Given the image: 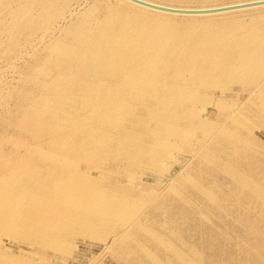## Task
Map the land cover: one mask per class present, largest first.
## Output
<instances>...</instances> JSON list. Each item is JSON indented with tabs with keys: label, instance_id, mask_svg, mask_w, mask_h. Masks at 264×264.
I'll use <instances>...</instances> for the list:
<instances>
[{
	"label": "rangeland",
	"instance_id": "obj_1",
	"mask_svg": "<svg viewBox=\"0 0 264 264\" xmlns=\"http://www.w3.org/2000/svg\"><path fill=\"white\" fill-rule=\"evenodd\" d=\"M119 6L0 0V264H264L262 84L222 52L226 83L195 79L207 25L145 67L159 86L133 82L140 47L117 70L113 52L142 43L138 30L162 34L167 15L127 23ZM251 16L264 8L217 18Z\"/></svg>",
	"mask_w": 264,
	"mask_h": 264
},
{
	"label": "bare ground",
	"instance_id": "obj_2",
	"mask_svg": "<svg viewBox=\"0 0 264 264\" xmlns=\"http://www.w3.org/2000/svg\"><path fill=\"white\" fill-rule=\"evenodd\" d=\"M126 4V6H119L118 9L121 10L120 15L124 17H129V21L127 23H132L135 17H139L144 15V12H153L156 14L167 15L166 19L161 18L157 24L161 26L164 30L162 34L155 35L152 33V30L143 29L138 30V34L141 36V42L137 46L122 49L120 46H117V51L110 53L109 56H116L115 65H117V69L126 61L131 60L129 55V50H135L137 47L139 48L140 58L135 61L136 63L130 65L133 82L144 83L146 80L149 81L151 87L155 89V87L159 86V82H155L156 80L152 79V73L143 74V70L149 64H154L156 66H160L166 60V49L168 45L172 41H180L185 36V34H189L195 28L200 25H207L208 28L214 29L212 31L205 32L201 35V39L197 38L194 41L193 49L194 52L197 53V57L192 65V70L195 74L196 78L202 79V84L205 86L212 85L214 80H220L223 83H226L228 80V66L229 63H222V58L218 57L216 54L219 52L226 53L225 58H235L238 61L244 62V66L235 67L237 70L250 73L249 77H254L256 80H259L264 88V16H251L249 18H236V17H224L219 19L220 15H225L228 13H234L239 11H247L250 9H259L264 8L262 6H256L251 8L237 9L226 12L207 14V15H179V16H190L187 17V21L182 23H176L173 21L171 17L168 16V13L150 10L143 6L137 5L133 2L127 0H120ZM148 3L160 5L168 8H175L180 10H210V9H218L223 7H230L235 5H240L249 2L261 1V0H234L228 2L214 3L208 5L201 6H180V5H172L167 4L155 0H143ZM172 15V14H171ZM174 15V14H173ZM211 17H216V19H211ZM137 20V19H134ZM219 20H222L219 22ZM35 21V20H34ZM32 23V22H31ZM137 23V22H133ZM218 25L222 27H226L225 30L219 29ZM218 27V29H216ZM112 34V32H111ZM156 37V38H155ZM163 37V41L161 42L163 45L157 43V39ZM219 39L223 44H217L216 40ZM161 46L164 54L162 57H157L156 52ZM102 47H104L102 45ZM168 51V50H167ZM102 60V59H101ZM232 61V60H231ZM98 63H95L94 67L97 69ZM240 63V62H239ZM98 66V67H97ZM102 68V67H100ZM127 73V72H126ZM124 73V74H126ZM120 73L114 72L112 76H117ZM111 76V74H110ZM164 89L167 92L173 91V85L169 84L164 86ZM203 97L199 99V101L203 100ZM211 101V99H210ZM162 136V139H167V142H170L173 145V149L175 154H190L191 151H183L182 146L178 137H174V135L167 136L163 134H159V137ZM207 137V136H206ZM205 137V138H206ZM189 139V138H186ZM179 145V146H178ZM190 145V144H189ZM194 146V147H193ZM196 149V145H192L189 148ZM197 150V149H196ZM151 152V150H149ZM170 154V153H169ZM150 159L156 158V150H153L152 153L148 156ZM187 158V157H186ZM206 158V157H204ZM189 159V158H187ZM185 160V159H184ZM172 168V167H170ZM177 167L173 168L171 171H175ZM171 178V177H170ZM169 178V179H170ZM168 179V180H169ZM198 193V191H197Z\"/></svg>",
	"mask_w": 264,
	"mask_h": 264
},
{
	"label": "water",
	"instance_id": "obj_3",
	"mask_svg": "<svg viewBox=\"0 0 264 264\" xmlns=\"http://www.w3.org/2000/svg\"><path fill=\"white\" fill-rule=\"evenodd\" d=\"M127 1L133 2L137 5L143 6L145 8L150 9V10L165 12L168 14L191 15V16L214 14V13H220V12H226V11H231V10L251 8V7L264 5V0H261V1H255V2L240 4V5L230 6V7L210 9V10H180V9L168 8V7H163L160 5L148 3V2L143 1V0H127Z\"/></svg>",
	"mask_w": 264,
	"mask_h": 264
}]
</instances>
